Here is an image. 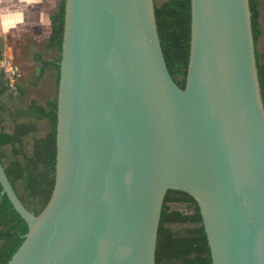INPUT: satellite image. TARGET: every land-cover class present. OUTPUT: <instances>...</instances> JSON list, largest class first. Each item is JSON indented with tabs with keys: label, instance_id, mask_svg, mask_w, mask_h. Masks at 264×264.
Masks as SVG:
<instances>
[{
	"label": "water",
	"instance_id": "water-1",
	"mask_svg": "<svg viewBox=\"0 0 264 264\" xmlns=\"http://www.w3.org/2000/svg\"><path fill=\"white\" fill-rule=\"evenodd\" d=\"M183 88L152 0H64L50 197L6 264H154L164 195L196 203L211 264H264V110L248 0H189Z\"/></svg>",
	"mask_w": 264,
	"mask_h": 264
},
{
	"label": "trees",
	"instance_id": "trees-1",
	"mask_svg": "<svg viewBox=\"0 0 264 264\" xmlns=\"http://www.w3.org/2000/svg\"><path fill=\"white\" fill-rule=\"evenodd\" d=\"M63 2L49 17L50 31L46 51L55 54L40 61L54 72V96L43 104L18 109L22 92L9 88L0 73V165L16 198L33 215L47 203L54 180L55 111L58 62L63 26ZM154 20L161 54L173 83L183 88L189 48V0H152ZM254 58L260 99L264 110V55L255 49L259 28V2L248 0ZM1 51V48H0ZM44 121L48 131L40 137L26 138L34 124ZM1 192V187H0ZM27 232L24 221L13 210L6 196L0 195V264H6ZM154 264H211L198 207L182 192L164 195L155 240Z\"/></svg>",
	"mask_w": 264,
	"mask_h": 264
},
{
	"label": "crops",
	"instance_id": "crops-1",
	"mask_svg": "<svg viewBox=\"0 0 264 264\" xmlns=\"http://www.w3.org/2000/svg\"><path fill=\"white\" fill-rule=\"evenodd\" d=\"M58 3L59 0H0V53L11 55L18 67L14 87L22 92L21 100L26 102L23 108L43 104L54 95V72L40 61L55 56L46 51L45 45L49 17Z\"/></svg>",
	"mask_w": 264,
	"mask_h": 264
},
{
	"label": "rangeland",
	"instance_id": "rangeland-1",
	"mask_svg": "<svg viewBox=\"0 0 264 264\" xmlns=\"http://www.w3.org/2000/svg\"><path fill=\"white\" fill-rule=\"evenodd\" d=\"M257 1L259 2V20H258V22H259V28H260V35L257 38L256 44H255V49L259 54L264 55V0H257ZM10 57H11V55H10ZM12 62H13V60H12ZM13 64L16 65L14 62H13ZM12 87H14V84ZM25 103H26L25 101L23 102L21 100V101L16 103V107L18 109H24L23 107H24ZM38 122H42V123L38 124ZM38 122H36L34 124V127H35L34 133H32L31 136L29 135L28 138H26V141H27L25 144L26 149L30 148V140H31L30 137L37 138V137L42 136L43 134H45L48 131V125L44 121H38Z\"/></svg>",
	"mask_w": 264,
	"mask_h": 264
},
{
	"label": "built area",
	"instance_id": "built-area-1",
	"mask_svg": "<svg viewBox=\"0 0 264 264\" xmlns=\"http://www.w3.org/2000/svg\"><path fill=\"white\" fill-rule=\"evenodd\" d=\"M0 73L4 80L7 82L9 88H12L14 81L19 76V70L13 64L12 58L6 53H0Z\"/></svg>",
	"mask_w": 264,
	"mask_h": 264
}]
</instances>
